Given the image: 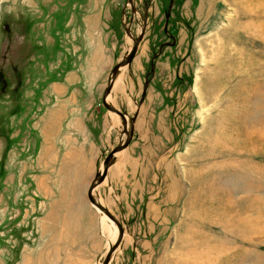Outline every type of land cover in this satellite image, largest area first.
I'll use <instances>...</instances> for the list:
<instances>
[{
  "label": "rangeland",
  "instance_id": "rangeland-1",
  "mask_svg": "<svg viewBox=\"0 0 264 264\" xmlns=\"http://www.w3.org/2000/svg\"><path fill=\"white\" fill-rule=\"evenodd\" d=\"M144 26L108 104L129 122L143 106L157 126L150 197L117 217L115 242L97 223L103 247L91 239L87 254L94 264L111 249L110 264H264V0H0V264H64L76 239L84 248L86 223L59 214L46 189L67 183L70 198V176L92 183L112 151L95 174L75 175L74 152L40 137L39 119L61 100L54 86H74V104L116 117L119 145L122 119L85 88L103 93Z\"/></svg>",
  "mask_w": 264,
  "mask_h": 264
},
{
  "label": "crops",
  "instance_id": "crops-1",
  "mask_svg": "<svg viewBox=\"0 0 264 264\" xmlns=\"http://www.w3.org/2000/svg\"><path fill=\"white\" fill-rule=\"evenodd\" d=\"M115 82L117 81L115 80ZM67 87L68 86L64 84L59 88L53 87L57 98L60 97L61 100L60 102H55L53 107H48L47 110H45L42 118L39 120L44 121L45 126L48 124V129L45 127L43 128L41 124H39L38 132L40 137H42L41 133L44 132L47 139L50 137L54 139L59 138L58 142H60L59 140L61 139L62 145H67L71 148L72 152H74L72 156L77 160L73 167L75 168V175L80 171L79 166L86 167L87 171L90 169L93 171V174H95L97 161H99L101 155H103L104 150L110 149L111 152L118 146L116 145L117 143L116 140H114L115 136L113 134L118 121L115 116H110L111 119H109V116H102L100 104H95L96 101H93V103H87L89 101H77L75 106L73 98L77 97L75 95L79 93V90H75L76 87L74 86ZM106 89L102 93L100 89L94 88V86H86L85 92L86 94L89 92L96 93L95 95L101 94L103 103ZM111 94L110 92L109 95ZM110 100L108 96L107 102ZM128 100L129 99L126 100L127 103ZM129 103H131V100ZM102 105L104 106V104ZM86 106H89V108ZM142 109L143 106L138 108L139 114H137V118L133 124V137L130 144L114 154L113 161L107 170L104 181L98 184L92 192L97 202L107 208L116 219H118L117 217L119 216L127 218L128 214L132 212L133 206L143 205L144 199L149 193V190L143 187V183H146L143 181V175L150 173L151 170V161L147 162V158L156 156V151H154L152 155L150 145L152 142L155 143L157 126L151 119H147L143 116L141 117L140 111H142ZM76 111H78V113H76ZM109 113L112 115L115 114L110 111ZM101 118H103V120H101ZM152 137L154 141H152ZM121 139L122 138H119L118 140L121 141ZM43 142L45 145L41 144L40 150L43 149V151L46 152L48 151V143L45 139ZM40 143L42 142L40 141ZM105 159L101 161L102 171L104 170ZM100 173L102 174V172ZM68 181L71 184L69 189L74 191L70 193V198L65 197L66 190L64 186L67 183H60V188L56 189L57 185L53 182L52 185H54V187H47L46 189L50 195L60 197V199L56 197L58 203L54 201L56 202L54 205L57 204L59 206V214L64 216L68 213L71 217L67 218L75 222L86 223L84 229L80 233V237L85 239L84 242H81L85 243L84 248L79 249L80 242L76 239L74 241V246H77V250L74 253L77 255L75 259H70L73 252L69 253V263L65 261L64 264H94V253L88 255L86 251L88 245L92 243L98 247H103L100 237L102 238L103 234L101 231L104 229L102 221L103 218L106 217L105 214L103 215V213L93 206L89 200V190L93 183H91V178L79 184L76 176L74 177L71 175ZM147 196L149 199L150 195ZM64 197L65 201H61ZM146 205L148 207L150 205L148 200H146ZM133 211H135L134 208ZM75 215L78 217H73ZM107 220L111 222L109 219ZM97 223L99 227H101V231L97 228ZM92 225L95 226V229ZM92 230H94L93 234ZM98 231H100L101 234L98 233ZM104 231L106 232V236L109 237L108 232L106 230ZM91 239H93L92 243H90ZM108 240L110 241V239Z\"/></svg>",
  "mask_w": 264,
  "mask_h": 264
},
{
  "label": "water",
  "instance_id": "water-1",
  "mask_svg": "<svg viewBox=\"0 0 264 264\" xmlns=\"http://www.w3.org/2000/svg\"><path fill=\"white\" fill-rule=\"evenodd\" d=\"M129 2H130V4L133 7V0H129ZM171 7H172V3L170 5V8H169V11H168V14H167L166 26H167V22H168L169 17H170V11H171L170 9H171ZM133 9H135V8H133ZM130 32H131L130 29H128L127 33H128L129 36H131ZM144 34H145V26H144V30L141 31L140 36L133 40L134 41V45H133V48L131 49V51L128 52L127 55L122 59V61L118 65H116V67L114 68V70L112 72L111 79H109L111 81H109L108 87H107V89H106V91L104 93V97H103L104 107L108 111L117 114L122 119L123 138H122V141L119 143V145L106 157V159L104 161V170H103L102 174L97 176V178L93 181V183H92V185L90 187V190H89V200H90V202L98 210H100L102 213H104L110 219V221H112L119 228L120 238L122 237V234H123V228H122L120 222L115 218V216L112 215V213L107 208H105L104 206H102L100 203L97 202V200L93 197L92 192H93V190L95 189V187L98 184H101L104 181V179L106 177L107 170H108L109 166L111 165V162L113 161L114 154L116 152L124 149L125 147H127L130 144L131 139L133 137V124H134V121H135L136 118L132 117V119H130V124H129V120H128L127 115L122 113L121 111H119L115 107L109 105L108 102H107V97L109 96V94L111 92V89H112V86H113V81H115V79L117 78V75L119 73V69L123 65L131 64L133 58L135 57V55L137 53L138 46H139L141 40L143 39ZM146 84H148V83H146ZM114 250L111 249V251L108 252L106 258L104 259L103 264H110L111 255L114 252Z\"/></svg>",
  "mask_w": 264,
  "mask_h": 264
},
{
  "label": "bare ground",
  "instance_id": "bare-ground-1",
  "mask_svg": "<svg viewBox=\"0 0 264 264\" xmlns=\"http://www.w3.org/2000/svg\"><path fill=\"white\" fill-rule=\"evenodd\" d=\"M126 66V65H123ZM122 66V67H123ZM117 83V82H116ZM124 87V86H123ZM102 217V216H101ZM103 218V217H102ZM109 219V218H108ZM110 220V219H109ZM103 226H104V230H106L108 232V236L110 241L115 242L117 235L119 233V229L112 223H110L106 218H103ZM111 242V243H112ZM108 247V246H107ZM102 264V263H101Z\"/></svg>",
  "mask_w": 264,
  "mask_h": 264
}]
</instances>
